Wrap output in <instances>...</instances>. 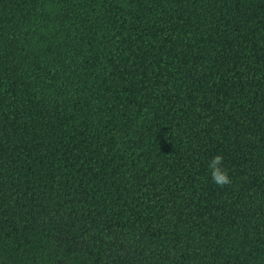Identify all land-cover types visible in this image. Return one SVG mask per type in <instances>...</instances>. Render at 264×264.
<instances>
[{"label": "trees", "instance_id": "16d2710c", "mask_svg": "<svg viewBox=\"0 0 264 264\" xmlns=\"http://www.w3.org/2000/svg\"><path fill=\"white\" fill-rule=\"evenodd\" d=\"M0 264H264V0H0Z\"/></svg>", "mask_w": 264, "mask_h": 264}, {"label": "clouds", "instance_id": "9594fccd", "mask_svg": "<svg viewBox=\"0 0 264 264\" xmlns=\"http://www.w3.org/2000/svg\"><path fill=\"white\" fill-rule=\"evenodd\" d=\"M208 169L210 170L212 181L218 187L223 188L232 182L231 177L229 175V170L223 164L222 155H214L208 162Z\"/></svg>", "mask_w": 264, "mask_h": 264}]
</instances>
